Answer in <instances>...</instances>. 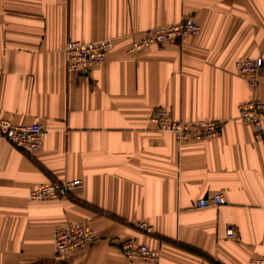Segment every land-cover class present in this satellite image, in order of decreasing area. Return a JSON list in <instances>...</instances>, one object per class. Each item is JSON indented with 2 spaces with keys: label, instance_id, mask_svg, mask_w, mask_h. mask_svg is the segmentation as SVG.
Here are the masks:
<instances>
[{
  "label": "crops",
  "instance_id": "0c3cea01",
  "mask_svg": "<svg viewBox=\"0 0 264 264\" xmlns=\"http://www.w3.org/2000/svg\"><path fill=\"white\" fill-rule=\"evenodd\" d=\"M192 16L200 31L129 52L148 28ZM71 38H111L100 65L67 71ZM264 59V0H0V112L45 131L32 155L0 138V264H252L264 256V139L239 118L264 98L235 61ZM217 119L219 133L177 141L155 107ZM49 179H80L68 197L30 201ZM220 193L218 206L196 207ZM87 219L93 243L53 254L52 231ZM144 221L153 232L135 227ZM233 226L235 237L226 235ZM159 251L131 260L118 241Z\"/></svg>",
  "mask_w": 264,
  "mask_h": 264
},
{
  "label": "built area",
  "instance_id": "2783aa9c",
  "mask_svg": "<svg viewBox=\"0 0 264 264\" xmlns=\"http://www.w3.org/2000/svg\"><path fill=\"white\" fill-rule=\"evenodd\" d=\"M200 31L199 24L192 17H184L180 21L151 27L143 31L138 39H134L128 48L129 52L142 50L150 45L172 42ZM111 38H102L94 41H80L69 38L64 46L65 66L67 71L84 73L92 67L100 65L106 59L107 52L112 47ZM238 72L246 79L247 84L254 87L260 76H264V61L258 57L255 60L235 62ZM239 118L254 127L255 138H264V99L255 98L239 104ZM158 131L171 133L181 142L186 140H206L216 136L222 122L217 119L189 120L181 116H174L171 110L164 107H155L149 117ZM45 126L39 122L16 124L0 112V137L5 138L15 148L27 155H32L39 149L43 141ZM80 179H49L43 184L30 189V201L52 200L68 197L71 192L81 186ZM222 202L220 193L198 198L194 201L196 207L218 206ZM264 208V204H263ZM135 227L143 232L152 233V227L144 221H138ZM226 235L235 237V227H226ZM93 238L88 225L79 222L72 223L62 229L56 238L58 252L82 248ZM122 253L131 260L157 262L159 251L144 242L135 239L123 240L119 243ZM252 264H264V256L251 259Z\"/></svg>",
  "mask_w": 264,
  "mask_h": 264
},
{
  "label": "rangeland",
  "instance_id": "374dc122",
  "mask_svg": "<svg viewBox=\"0 0 264 264\" xmlns=\"http://www.w3.org/2000/svg\"><path fill=\"white\" fill-rule=\"evenodd\" d=\"M186 17H192V16H186ZM192 18H194V17H192ZM183 19V18H182ZM195 19V18H194ZM181 20V19H180ZM179 20V21H180ZM177 22V21H176ZM197 22V21H196ZM188 37V36H187ZM186 38V37H185ZM185 38H183V39H185ZM183 39H177V40H175V41H181V40H183ZM172 42H174V41H172ZM165 43V42H164ZM160 44H162V43H160ZM160 44H156V45H160ZM261 59H262V57H260ZM255 59H257V58H255ZM254 58H244V59H238L237 60V62H239V61H244V60H255ZM263 61H264V59H262ZM236 62V61H235ZM235 64V63H234ZM235 68H236V66H235ZM236 70H237V68H236ZM237 72H238V70H237ZM239 73V72H238ZM239 75H241L240 73H239ZM242 76V75H241ZM243 77V76H242ZM262 77H264V76H260L259 77V79H258V81H257V84H258V82H259V80H260V78H262ZM244 78V77H243ZM245 79V78H244ZM246 80V79H245ZM257 84L254 86V87H251V86H249L251 89H255L256 88V86H257ZM255 98H259V99H264V98H260V97H253V98H251V99H248V100H252V99H255ZM247 100V101H248ZM241 104V103H240ZM238 109H239V106H238ZM239 115H240V111H239ZM189 120H191V119H189ZM201 120V119H200ZM262 123H263V125H264V116L262 117ZM248 124H250V123H248ZM251 125V124H250ZM252 127H253V125H251ZM253 132H254V127H253ZM255 137V136H254ZM0 138H3V137H0ZM3 139H5V138H3ZM257 139V138H256ZM260 140L261 139H264V138H259ZM6 140V139H5ZM43 142V141H42ZM42 145V144H41ZM41 147V146H40ZM39 147V148H40ZM20 150V149H19ZM36 152V151H35ZM34 152V153H35ZM33 153V154H34ZM32 154V155H33ZM32 155H30V156H32ZM69 180V179H68ZM264 204V203H263ZM262 207H263V205H262ZM264 209V208H263ZM75 222H79V223H81L82 225H84V226H87L88 225V227H89V229H90V231L93 233V238H92V240L89 242L88 241V243H87V245L86 246H84V247H82V248H85V247H87L88 245H90L91 243H93L94 242V240L96 239V235H95V233L92 231V229H91V227H90V225H89V221L87 220V219H72V220H68V221H66V222H63V223H61V224H59V225H56L54 228H53V231H52V246H53V254L54 255H56V256H66V255H68V254H70V253H72L73 251H76V250H79V249H82L81 247L80 248H76V249H71V250H67V251H65V252H58L57 251V249H56V245H55V242H56V238L57 237H59V234L61 233V231H62V229L64 228V227H66V226H69V225H71L72 223H75ZM125 240H128V239H125ZM121 241H123V240H120V241H118V246H119V243L121 242ZM121 250V249H120ZM147 262H150V261H147ZM39 264H45L44 262H41V263H39Z\"/></svg>",
  "mask_w": 264,
  "mask_h": 264
}]
</instances>
